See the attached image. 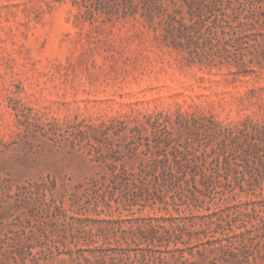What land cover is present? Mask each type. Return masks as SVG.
I'll return each mask as SVG.
<instances>
[{
    "label": "rangeland",
    "instance_id": "1",
    "mask_svg": "<svg viewBox=\"0 0 264 264\" xmlns=\"http://www.w3.org/2000/svg\"><path fill=\"white\" fill-rule=\"evenodd\" d=\"M80 1L0 0V264H45L49 247L50 264H72L51 238L88 248L70 243L74 212L93 232L96 220L169 217L95 200L122 182L110 166L149 170L154 155L188 172L182 184L209 187L205 209L239 205L243 227V202L264 206V161L239 129L264 124V32L250 5L223 0L204 24L178 14L181 0H132L135 14L112 19L104 10L124 0ZM149 178L136 183H160ZM82 186L68 219L52 220ZM128 224L107 227L121 237Z\"/></svg>",
    "mask_w": 264,
    "mask_h": 264
},
{
    "label": "trees",
    "instance_id": "2",
    "mask_svg": "<svg viewBox=\"0 0 264 264\" xmlns=\"http://www.w3.org/2000/svg\"><path fill=\"white\" fill-rule=\"evenodd\" d=\"M222 1L181 0L177 12L179 14L187 8L192 18H197L205 24L208 16L215 12ZM249 1L252 2L249 3ZM124 2L123 6L119 5L116 9L104 10L107 18L112 19L136 13L138 7L132 0H124ZM229 2L238 8L239 3L244 6L249 4L250 12L261 24V31L264 32V12H261L264 11V4L258 11L253 0H229ZM73 5L80 9L84 4L80 0H73ZM235 21L239 24V13ZM257 61L259 69H264V61L260 59ZM239 129L244 136L253 141L258 155L264 161V124L254 125L252 133L246 123ZM168 159V156L161 158L160 155H154L147 160L151 163L149 170L144 168L140 171H129L122 167L110 166L111 178L121 180L125 184L121 182L116 185H101L99 189L103 191V194L96 196L95 200L97 199L99 206L103 205L107 208L120 204H130L140 209L149 206L166 211L170 214L169 217L136 218L124 220V222L96 220L102 225L93 232L87 230L85 225L87 221H93L85 218L84 214L77 215L74 212L70 220L77 223L78 228L71 229L70 243L75 247L83 243L88 248L83 249L82 247L75 251L65 241L53 237L51 243L57 246L58 251L62 247L68 248L66 252L60 254L65 253L72 264H264V206L261 205V201L243 202L242 205L246 206L245 220L244 226L239 228V224H236L239 222V205L219 207L217 211L205 209L203 202L209 187L199 188L182 184V181L189 179L188 172L186 170L175 171L167 167ZM196 175L193 178H196ZM149 177H153L155 182L160 181V183L153 185L136 183L139 179L149 180ZM88 189L90 187L78 188L69 197L72 201L70 208L65 209L61 204L57 206L56 213L50 218L56 223L61 217L63 221L67 220L68 212L75 205L82 203L85 192L83 191V194L81 190L88 191ZM120 192L125 193L120 194ZM241 192L247 193L248 191L242 187ZM263 193L264 190L254 195L261 196ZM233 208H236V211ZM173 211L177 213V216ZM220 212L222 216L219 215ZM182 214L186 215L182 216ZM125 222L131 225L128 224L130 228L121 237L119 232H114L107 227L112 223L124 224ZM63 225L64 227L69 226V224ZM70 227L73 228L72 225ZM225 229L229 230L230 235L227 237L217 235L220 230ZM234 238L238 240L231 241ZM100 240L103 242L99 245ZM114 244H117V247H114ZM40 253H44L45 264H50L53 259L50 255H53L55 251L49 247L48 252L41 251Z\"/></svg>",
    "mask_w": 264,
    "mask_h": 264
}]
</instances>
